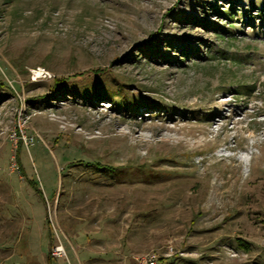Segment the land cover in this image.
<instances>
[{
  "label": "rangeland",
  "instance_id": "obj_1",
  "mask_svg": "<svg viewBox=\"0 0 264 264\" xmlns=\"http://www.w3.org/2000/svg\"><path fill=\"white\" fill-rule=\"evenodd\" d=\"M262 9L0 0V264H264Z\"/></svg>",
  "mask_w": 264,
  "mask_h": 264
},
{
  "label": "trees",
  "instance_id": "obj_2",
  "mask_svg": "<svg viewBox=\"0 0 264 264\" xmlns=\"http://www.w3.org/2000/svg\"><path fill=\"white\" fill-rule=\"evenodd\" d=\"M261 13L264 14V9L261 10ZM225 14H226L227 18H233L236 13L234 11H232V9H230V10L228 9L227 11H225ZM222 16H224V15H222ZM227 32H231V31L228 30ZM106 71H107L106 68H98L97 67V68H91V69H86V70H83L80 72H76V73H74L73 76L74 77H79V76L84 77V76L89 75V74H95L97 76H104L107 74ZM70 80H71V76L63 77V78H60L58 80H55L54 84L58 85V84H61L63 82H69ZM237 87L239 88V89H237V90H239L238 92H242V93L246 92L247 94H251L253 92V90L255 89L254 85H250L249 87H246L245 89H242L241 87H239V85ZM99 90H102V89L99 88ZM107 96L112 97L113 95L111 93ZM21 144H22V141H20L19 147ZM36 188H37L38 192L40 193V195L42 196V192H41V189L39 188L38 184H36ZM49 235H50L49 247L51 248L52 244L54 242L53 232L50 231ZM239 243H240V245L245 246V241L239 240ZM47 262H48V264H53V262H54V257H53L52 251H49V253H48Z\"/></svg>",
  "mask_w": 264,
  "mask_h": 264
},
{
  "label": "built area",
  "instance_id": "obj_3",
  "mask_svg": "<svg viewBox=\"0 0 264 264\" xmlns=\"http://www.w3.org/2000/svg\"><path fill=\"white\" fill-rule=\"evenodd\" d=\"M58 252H60V249L57 247L53 254H58ZM141 264H156V255L152 254L143 258V262Z\"/></svg>",
  "mask_w": 264,
  "mask_h": 264
},
{
  "label": "bare ground",
  "instance_id": "obj_4",
  "mask_svg": "<svg viewBox=\"0 0 264 264\" xmlns=\"http://www.w3.org/2000/svg\"><path fill=\"white\" fill-rule=\"evenodd\" d=\"M133 135V134H132ZM144 139V138H143ZM251 153V151H248V154H246L245 156H240V159L244 160L245 162H247L246 160L248 159L249 154Z\"/></svg>",
  "mask_w": 264,
  "mask_h": 264
}]
</instances>
